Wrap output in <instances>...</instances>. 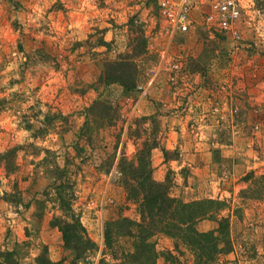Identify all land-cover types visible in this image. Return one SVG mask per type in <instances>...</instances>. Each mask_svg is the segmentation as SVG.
<instances>
[{"label":"rangeland","instance_id":"374dc122","mask_svg":"<svg viewBox=\"0 0 264 264\" xmlns=\"http://www.w3.org/2000/svg\"><path fill=\"white\" fill-rule=\"evenodd\" d=\"M243 1L236 37L196 16L187 32L168 37L152 0H0V264L6 252L12 264H36L43 249L52 264H141L108 226L139 221L115 164L152 139L151 177L166 178L171 197L221 202L194 229L227 223V238L214 231L221 250L205 259L156 232L154 264H264V198L249 196L264 175V0ZM140 40L132 60L136 84L152 78L146 93L110 84L99 94L103 60L132 55ZM99 95L117 114L86 135V108ZM163 139L175 142L165 158ZM71 213L95 245L77 258L51 225Z\"/></svg>","mask_w":264,"mask_h":264},{"label":"trees","instance_id":"16d2710c","mask_svg":"<svg viewBox=\"0 0 264 264\" xmlns=\"http://www.w3.org/2000/svg\"><path fill=\"white\" fill-rule=\"evenodd\" d=\"M97 42L104 45L101 39ZM143 47V42L140 40L133 45L132 55H120L117 59L103 60L102 70L93 84L95 90L102 87L99 90L100 94L110 84L118 85L123 91L134 89L139 80V71L132 56L143 52ZM97 97L86 108V116L80 127L85 134L91 132L93 126L104 128L112 125L117 114L116 109L109 104L106 97H103L104 99L100 95ZM156 143L155 139H152L151 143L142 142L141 147L136 149L130 157H126L122 152L119 154L115 173L118 176V183L123 188L125 199L136 203L139 221L121 217L118 221L110 222L108 227L113 229L112 233L110 230H105V244L110 243L109 233L114 237L127 238L130 250L125 252V256L134 258L136 263L141 264H154L156 261L158 254L154 250L152 239L156 232L165 234L176 242L179 240L187 244L198 252L200 258L220 251L221 249L218 250L216 246L219 236L227 238L226 219H219L217 229L208 232L196 231L193 224L203 217L213 218L212 211L217 209L221 202L212 199L183 202L171 197L168 193L166 178L161 182L151 177L149 155ZM161 152L165 158L167 151L162 149ZM5 167L9 169L11 164L6 163ZM249 177H253V174L249 173ZM252 185L249 196L254 199L264 198V175H258ZM58 201L60 209L69 208L64 196H59ZM51 225L59 230L63 248L73 253L75 258L95 247L86 236L76 214L71 213L69 221L54 218ZM214 231L219 236L214 235ZM12 255V252L4 253V259H7L6 264L14 263ZM35 263L52 264L47 260L44 249L36 256Z\"/></svg>","mask_w":264,"mask_h":264},{"label":"built area","instance_id":"2783aa9c","mask_svg":"<svg viewBox=\"0 0 264 264\" xmlns=\"http://www.w3.org/2000/svg\"><path fill=\"white\" fill-rule=\"evenodd\" d=\"M152 3L159 28L168 37L187 32L194 16L198 18L197 24L236 37L237 23L244 7L243 0H152ZM151 79L136 84L141 95L146 93Z\"/></svg>","mask_w":264,"mask_h":264},{"label":"crops","instance_id":"0c3cea01","mask_svg":"<svg viewBox=\"0 0 264 264\" xmlns=\"http://www.w3.org/2000/svg\"><path fill=\"white\" fill-rule=\"evenodd\" d=\"M163 140H165V141H163ZM163 140H159L158 142H160V144H161V146L165 149V150H167V149H169V148H171V147H173V146H175V142H172L171 140H168V139H163ZM159 144V145H160ZM154 149V148H153ZM155 150H159V149H157V148H155L154 150H150L151 152H153V151H155ZM208 165H205V167H207ZM195 169H192V171H194ZM161 178H162V176L161 177H159V178H157L158 180H161ZM184 185V184H183Z\"/></svg>","mask_w":264,"mask_h":264},{"label":"bare ground","instance_id":"6f19581e","mask_svg":"<svg viewBox=\"0 0 264 264\" xmlns=\"http://www.w3.org/2000/svg\"><path fill=\"white\" fill-rule=\"evenodd\" d=\"M193 21H194V19H193ZM191 23H192V22H191ZM191 23L188 25V30H189V27H190ZM188 30H187V31H188ZM214 30H215V29H214Z\"/></svg>","mask_w":264,"mask_h":264}]
</instances>
